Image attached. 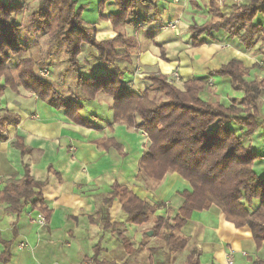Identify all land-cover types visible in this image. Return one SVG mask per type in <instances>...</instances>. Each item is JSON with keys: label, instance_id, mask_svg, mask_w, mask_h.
<instances>
[{"label": "crops", "instance_id": "1", "mask_svg": "<svg viewBox=\"0 0 264 264\" xmlns=\"http://www.w3.org/2000/svg\"><path fill=\"white\" fill-rule=\"evenodd\" d=\"M209 1L158 0L155 5L138 2L135 14L121 26V31L135 37L138 44L130 58L103 64L95 50L82 44L79 72L83 77L115 72L125 85L141 93L151 86L148 75L166 76L178 71L179 78L174 84L180 88L192 78L206 82L201 92L206 100L228 104L233 98L240 99L243 90L233 89L228 76L210 75L209 71L231 59H239L246 80L263 79L264 38L258 36L254 46L246 49L237 37L219 30L201 34L198 39L203 43L192 46L189 26L210 19L206 7ZM215 1L226 11L234 4L247 2ZM76 2L82 7V15L83 12L94 15L97 40L115 37L107 19L110 13L118 11L114 1L106 2L101 12L98 0ZM171 21H177L176 30L168 26ZM31 38L28 35V41ZM26 39L21 38L25 44H33ZM87 50L90 60L81 59ZM118 52L124 49L119 48ZM54 62V68L63 73L58 76L64 85L73 87L76 74L66 71L64 59ZM6 92L11 94V102L5 106L19 116V121L16 126L5 128L6 139L0 141V191L10 177L20 179L26 166L35 180L43 182L41 192L49 212L45 226L40 227L29 219L30 213L40 212L37 208L27 203L20 213L14 214L5 211L0 202V254L5 249L4 243L8 244L5 264H96V260L114 264H183L191 249L198 252V264H228L229 255L232 264H253L257 259L264 262V244L257 248L250 230L235 227L216 206L194 211L180 231L188 239L185 248L169 253L156 236L146 234L148 238H144V233L150 231L151 220L143 224L124 223L125 215L118 200H113L109 207L104 204L103 198L117 182L151 203H162L154 215L169 212L173 216L181 203L179 193L189 188L175 172H167L160 181L152 182L138 171L139 158L149 140L143 133L112 121L110 96L100 92L94 99L83 101L80 115L92 122L85 126L68 119L61 110L30 91ZM257 103L264 116V93ZM262 130L263 126L256 129L246 144L261 155L252 168L264 176ZM16 137L27 148L23 154L14 144ZM107 139L118 147L101 143ZM107 216L109 223H123L119 228L130 240L133 252L124 249L113 227H105ZM20 242H25V247L20 248Z\"/></svg>", "mask_w": 264, "mask_h": 264}, {"label": "trees", "instance_id": "2", "mask_svg": "<svg viewBox=\"0 0 264 264\" xmlns=\"http://www.w3.org/2000/svg\"><path fill=\"white\" fill-rule=\"evenodd\" d=\"M109 1H114L118 7V11L107 17L116 36L98 41L94 37V23L83 19L82 7L77 6L76 0H39L36 10L30 15V29L49 38L45 58L41 61L33 56L21 59L14 76L10 72L9 60L12 55L25 52L27 45L21 41L20 25L10 18L24 7L0 0V79L3 80L0 94L6 88L16 91L22 87L61 110L68 119L85 126L92 122L80 115L83 101L94 99L100 92L109 95L112 98V121L143 133L149 140L139 158L138 171L154 181H160L167 172H175L188 183L189 188L179 193L181 203L173 216L154 215L162 203H151L117 182L111 185L103 198L104 204L109 207L113 200H118L125 215L124 223L143 224L152 219V236H156L169 253L185 248L188 239L180 231L191 214L212 205L235 227H247L259 248L264 244V176L256 174L252 168L253 162L261 155L253 151L246 141L262 126L264 141V116L257 103L264 93V78L246 80L245 68L239 59H231L218 69L209 71L210 75L228 76L233 89L243 90L240 99L233 98L228 104H223L201 96L206 84L203 79L187 80L180 89L168 82L167 76L150 74L147 78L151 86L138 93L125 85L115 72L83 77L78 70L81 44L93 47L103 64H111L118 58L128 60L138 44L134 37L126 36L120 30L121 26L135 14L138 2L155 5L158 0H98V10L101 12ZM217 5L215 0H210L206 6L208 12L213 13ZM263 6L264 0H247L240 6L234 4L232 14L220 15L217 21L192 22L189 26L191 45H201L203 41L198 38L203 33L223 30L231 37H237L244 48H252L258 36L264 38ZM99 17L103 18L102 15ZM150 35L153 36L152 33ZM119 48L124 49L122 54L118 53ZM59 52L64 54L68 70L76 74L74 86L67 89L37 74L38 69L50 70L51 57ZM18 121L19 116L15 113L6 111L0 115V141L6 139L4 128L16 126ZM228 123L235 124L236 131ZM101 143L118 147L112 139ZM14 144L22 154L27 150L20 137H16ZM42 186L43 182L35 180L24 166L20 179L10 177L4 183L0 202L5 205V211L14 214L20 213L29 203L48 218ZM108 218L105 227H113L124 249L133 252L130 240L119 228L123 223H109ZM144 238H148L146 232ZM4 246L0 254L2 264L8 257V244L4 243ZM96 264L114 263L96 260ZM183 264H198V252L191 249ZM253 264L264 262L257 259Z\"/></svg>", "mask_w": 264, "mask_h": 264}, {"label": "rangeland", "instance_id": "3", "mask_svg": "<svg viewBox=\"0 0 264 264\" xmlns=\"http://www.w3.org/2000/svg\"><path fill=\"white\" fill-rule=\"evenodd\" d=\"M4 2H7V3H10V4H18V5H22L24 8L21 12L11 16L10 18V21H12L13 23L15 24H19L20 25V30H19V35H20V38H22V40H25L28 41V35H31V39H29L28 43H33V44H26L27 45V49L25 52H20L18 54H15V55H12L10 60H9V68H10V72L12 75H16V65L17 63L23 59V58H26L28 56L32 57L35 59V58H38L40 59L39 61H41L43 58H45V48L47 46V41L49 38H47V36L43 33H41L40 31L39 32H36V31H32L30 29V15L33 13V11L36 10L37 8V5H38V2L39 0H3ZM237 6H240V5H243V4H236ZM77 6H80L79 4H77ZM232 11H233V5L231 7V9L229 11H226L225 9H223L222 6H220L219 4L217 5V9H215L213 11V13H210V19H207L205 20L204 22L202 23H207V22H210V21H214L217 19H219L218 16L220 15H223V16H228V15H231L232 14ZM16 15H18L16 17ZM83 19L86 21V22H93L94 21V15L92 13H89V12H83V15H82ZM261 19V16H259V20ZM19 22V23H18ZM94 23V22H93ZM93 23H90V24H93ZM111 23V22H110ZM201 23V24H202ZM89 24V23H88ZM112 25V24H111ZM94 29H95V23H94ZM121 30V29H120ZM33 33V34H31ZM125 34V33H124ZM126 35V34H125ZM116 36V35H115ZM126 36H129V35H126ZM36 37V38H35ZM94 37L95 39L97 40L96 36H95V32H94ZM135 38V37H134ZM21 40V41H22ZM109 40V39H107ZM98 41H104V40H98ZM24 43V42H22ZM25 44V43H24ZM82 44H86V43H82ZM81 44V45H82ZM87 45V44H86ZM35 46V47H34ZM88 47L92 48L93 50H95L93 47L87 45ZM30 47H33L32 49H29ZM38 47V48H37ZM96 51V50H95ZM80 52H81V46H80ZM28 53V54H27ZM119 53V52H118ZM123 53V52H122ZM122 53H119V54H122ZM97 54V52H96ZM79 56H80V53L78 54V65H79ZM84 57H87L89 60H90V56H89V52L88 50L85 52V54L81 55V59L84 58ZM98 57V56H97ZM42 58V59H41ZM64 59L65 61V64L67 66V70L66 71H70L68 70V64L65 60V56L62 52H59L58 54H54L52 55L51 59H52V64H51V68L50 70L49 69H38L37 70V74L39 77L43 78V79H47V80H50L52 82H56V83H59V84H62L66 89L68 87H66L63 83V81L61 80V77L58 76V75H62L63 73L61 71L58 72V70H56L54 68L55 66V60H58V59ZM168 76V75H166ZM60 77V78H58ZM58 78V79H57ZM166 80L170 83H173L175 81H177L178 79L174 80V79H169V78H166ZM2 79H0V83H2ZM178 84V83H177ZM175 85V84H174ZM178 87V86H177ZM180 88V87H179ZM20 89H23L22 87H19L16 91H13V92H19ZM182 89V88H180ZM6 90H9V91H12L10 90L9 88H6L3 92V94H0V115H4L7 112L9 113H12L10 111H8V109L6 108L5 104L8 103V102H11L10 99H11V94L9 92H6ZM25 90V89H23ZM105 94V93H104ZM107 95V94H106ZM109 96V95H108ZM228 125L230 126V128L234 131H236L237 129V126L233 123H228ZM5 130V128H4ZM4 132V131H3ZM150 181L154 182V180H151L149 179ZM166 215H170L169 212L167 214H162V216H166ZM172 216V215H170ZM151 220V223H152V219ZM149 221V220H148ZM152 226V224H151ZM151 227H149L150 229ZM151 231V230H150ZM147 234V233H146ZM152 236V234L150 235Z\"/></svg>", "mask_w": 264, "mask_h": 264}, {"label": "built area", "instance_id": "4", "mask_svg": "<svg viewBox=\"0 0 264 264\" xmlns=\"http://www.w3.org/2000/svg\"><path fill=\"white\" fill-rule=\"evenodd\" d=\"M168 26L171 27L172 29L176 30L177 29V21H171V22H169L168 23ZM167 78H169L170 80L171 79H174V80L178 79L179 78L178 71H174L173 73L169 74L167 76ZM29 219H30V221L32 223H36L40 227L45 226V224H46V218L43 215V213H41V212H36L35 214H31L30 213ZM25 245H26L25 242H20L19 243V247L20 248L25 247ZM227 262H228V264H232V255H229L227 257Z\"/></svg>", "mask_w": 264, "mask_h": 264}, {"label": "water", "instance_id": "5", "mask_svg": "<svg viewBox=\"0 0 264 264\" xmlns=\"http://www.w3.org/2000/svg\"><path fill=\"white\" fill-rule=\"evenodd\" d=\"M147 235H148V236L151 235V231H147Z\"/></svg>", "mask_w": 264, "mask_h": 264}]
</instances>
